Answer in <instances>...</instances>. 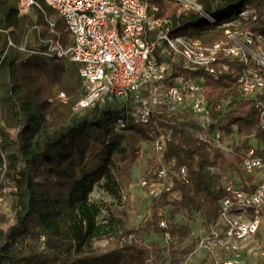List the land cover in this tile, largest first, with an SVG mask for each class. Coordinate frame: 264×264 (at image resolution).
Segmentation results:
<instances>
[{"label": "trees", "instance_id": "1", "mask_svg": "<svg viewBox=\"0 0 264 264\" xmlns=\"http://www.w3.org/2000/svg\"><path fill=\"white\" fill-rule=\"evenodd\" d=\"M16 1L0 0V196H12L14 212L10 224L0 211V224L7 225H0V264H179L191 230L176 218L199 213L206 226L217 219L218 201L226 195L220 176L209 169L208 152L217 170L240 173L251 148L264 161V117L254 100L240 97L241 66L233 63L232 71L218 79L205 75L209 105L230 100L225 111L212 108L217 120L212 129L238 139L226 157L193 136V123L172 115H161L152 129L131 120L120 125L125 109L116 101L75 112L83 94L79 65L47 53L50 41L72 43L65 23L50 9L19 16ZM194 1L215 22L192 9L177 15L164 0L153 3L160 8L159 17L172 18L174 35L195 34L207 45L226 41L219 26L240 19V32L250 30L264 39V0ZM46 16L55 19L53 33ZM178 74L190 73L175 69ZM258 99L264 103V95ZM169 131L159 154L153 143ZM138 163L140 178L148 183L157 181L158 171L167 167L172 189L157 198L147 196L149 214L136 223L129 190ZM97 185L120 202L124 198L120 216L106 224L97 223L100 208L89 197ZM109 232L114 242L96 249L95 241ZM147 234H168L169 240L165 246L145 244L142 236Z\"/></svg>", "mask_w": 264, "mask_h": 264}, {"label": "built area", "instance_id": "2", "mask_svg": "<svg viewBox=\"0 0 264 264\" xmlns=\"http://www.w3.org/2000/svg\"><path fill=\"white\" fill-rule=\"evenodd\" d=\"M164 1L173 4L177 15L192 9L215 22L195 1ZM16 8L19 16L33 9L45 14V9H50L65 23L72 43L64 46L59 40L50 41L47 53L79 65L83 94L75 112L116 101L125 109L120 125L131 120L152 129L161 115H172L193 123L197 128L194 137L230 157L238 139L212 129L217 125L212 108L225 111L230 100L221 99L210 106L205 75L218 79L237 63L241 66L237 78L240 97L254 100L264 117V103L258 99L264 95V39L260 34L250 30L226 34V41L208 45L194 35H174L172 18L159 17L160 8L153 0H17ZM45 20L53 33L55 19L46 16ZM175 69L190 74L174 75ZM198 70L202 74L194 75ZM60 97L65 102L63 93ZM169 135L170 131L154 141L153 150L160 154L163 138L169 140ZM209 169L220 176L226 195L218 201L217 219L205 226L199 248L213 264H246L247 255L255 252L248 247L254 244L263 222L264 161L251 148L241 161L240 173L228 170L226 174L225 169L213 166ZM169 173L163 166L157 181L140 180V187L150 199L170 192ZM180 174L186 177L185 167ZM160 225L164 227L165 222ZM164 237L169 240L168 234ZM260 256L264 259V250Z\"/></svg>", "mask_w": 264, "mask_h": 264}, {"label": "rangeland", "instance_id": "3", "mask_svg": "<svg viewBox=\"0 0 264 264\" xmlns=\"http://www.w3.org/2000/svg\"><path fill=\"white\" fill-rule=\"evenodd\" d=\"M194 1V0H191ZM248 13L241 14V17H246ZM241 25L240 19H235L230 22H225L221 24L219 27L224 28V33L226 34H236L240 33L239 27ZM195 35V34H192ZM68 63V62H67ZM59 98L62 99L59 95ZM207 164L209 166L213 165L212 153L209 151L207 154ZM142 167V163H138L133 169V177L132 184L130 186V197L132 202V210L131 216L136 223H139L141 219L148 215V202L147 195L145 189L140 187V168ZM225 173L229 174L228 169L225 168ZM90 201L97 204L100 208V213L96 217V221L98 224H106L110 221V218H118L120 216V210L123 207L122 201L120 202L118 199L110 195L101 185H97L93 188L92 192L89 195ZM0 211L3 214H6L10 221V224L14 223V212H13V200L12 196L9 194L0 196ZM176 221L181 224H186L189 226L191 230V237L187 239L182 249H185L186 253L182 256V259L179 264H213L209 256L206 254L207 252L204 249L199 248V242L201 237L204 234L205 224L199 213H193L191 215L183 214L176 218ZM3 229L7 227L5 224H0ZM117 226L116 223H113V227ZM142 240L145 244L150 242H157L161 246L166 245V238L161 236H156L153 234H147L142 236ZM114 242V237L111 232L107 234L105 238L101 240H97L94 243V246L98 250H103L111 245ZM254 244L248 247L250 250L252 247L255 252L252 255H247L246 264H264L263 257L260 256L262 250H264V215L263 222L261 228L256 235ZM257 244V245H256ZM244 253V252H243ZM208 260H205V258Z\"/></svg>", "mask_w": 264, "mask_h": 264}]
</instances>
